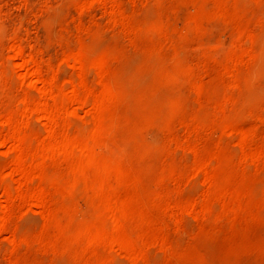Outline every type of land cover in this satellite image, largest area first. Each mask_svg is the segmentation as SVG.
<instances>
[{
    "label": "rangeland",
    "instance_id": "rangeland-1",
    "mask_svg": "<svg viewBox=\"0 0 264 264\" xmlns=\"http://www.w3.org/2000/svg\"><path fill=\"white\" fill-rule=\"evenodd\" d=\"M262 164L264 0H0V264H264Z\"/></svg>",
    "mask_w": 264,
    "mask_h": 264
},
{
    "label": "bare ground",
    "instance_id": "bare-ground-1",
    "mask_svg": "<svg viewBox=\"0 0 264 264\" xmlns=\"http://www.w3.org/2000/svg\"><path fill=\"white\" fill-rule=\"evenodd\" d=\"M34 73V72H33ZM32 73V74H33ZM29 75V74H28ZM27 75V76H28ZM103 95V94H102ZM104 96V95H103ZM103 98H105V97H103ZM108 99H110V98H108ZM97 99H93V100H91V106L92 107H94V110L95 109H97L98 108V105L99 104H97V102L98 101H96ZM80 104H83V103H80ZM84 105V104H83ZM81 107V106H80ZM83 107V106H82ZM99 107H100V105H99ZM91 109V108H90ZM93 111V110H92ZM36 112V111H35ZM37 113H39V112H37ZM41 113H45V112H41ZM31 114V113H30ZM50 114V113H49ZM48 114V115H49ZM33 115V114H32ZM48 115H46L45 114V116H43L44 118H46V119H51V117L50 116H48ZM59 139V138H58ZM11 142V152L12 153H14L13 154V156H14V164H13V166H12V173H14V174H17L19 177H22V178H20L21 180L22 179H24V178H27V172H26V169H25V167L23 166V159H21L20 158V156L18 155V147H19V144H18V141H17V139L15 138V136L14 135H12V136H10V139H9ZM9 143V142H8ZM64 143V142H63ZM46 149H47V147H46ZM91 149V148H90ZM72 150V148H70L69 147V145L67 144V145H63V147H61V148H59V147H48V149L46 150V153L48 154V156H52V155H54V154H56V153H58V152H70ZM72 153L73 152H76L79 156H80V158L82 157L83 159H88L89 158V154H88V151H87V149H86V147L84 148V147H79V148H74L73 149V151H71ZM70 152V153H71ZM20 154V153H19ZM46 154V155H47ZM66 154V153H65ZM92 154V153H91ZM77 155V156H78ZM92 157V156H91ZM261 158V157H260ZM253 160H257V158L256 157H254V159ZM83 161V160H82ZM90 161H92V160H90ZM93 162V161H92ZM90 163V162H89ZM262 165H264V164H262ZM77 168V167H76ZM32 172V171H31ZM36 172V171H35ZM75 173V172H74ZM28 175H30V174H28ZM33 175H35V174H33ZM32 175V177H34ZM78 175V174H77ZM31 176V175H30ZM18 177V178H19ZM79 177L82 179L83 178V174H82V172L80 171V174H79ZM35 178V177H34ZM23 183V182H22ZM81 183V182H80ZM99 183V182H98ZM97 183V184H98ZM83 184V183H82ZM17 185V184H16ZM15 185V186H16ZM22 185V184H21ZM99 189H100V187H99ZM16 191V190H15ZM14 191V192H15ZM11 193H12V191H11ZM14 194V193H13ZM4 195L6 196V197H10L11 195H10V193L9 192H7V191H4ZM17 196V195H16ZM19 197V196H18ZM26 202L29 204V205H39V204H41V199H40V197L39 196H34V197H30V198H28V199H26ZM106 204L108 203V202H105ZM110 204H112V203H110ZM105 205V204H104ZM103 205V206H104ZM109 204H107V205H105V206H108ZM115 205V204H114ZM190 206H191V204H190ZM34 207V206H33ZM170 207V206H169ZM107 209H110L109 207H106V209L105 210H107ZM114 209V208H113ZM119 209V208H118ZM187 209V208H186ZM115 210V209H114ZM114 210H112L113 212H115ZM185 210V209H184ZM199 210V209H198ZM202 210V209H201ZM200 210V211H201ZM108 211V210H107ZM111 211V212H112ZM197 211V210H196ZM109 212V211H108ZM111 212H109V213H111ZM118 212V211H117ZM116 212V213H117ZM189 213H190V210H189ZM112 214V213H111ZM108 215V214H107ZM185 215V214H184ZM196 215V214H195ZM170 216V215H169ZM109 217H110V215H109ZM111 217H112V215H111ZM196 217V216H195ZM114 218V217H113ZM173 218V217H172ZM182 218V217H181ZM180 218V219H181ZM192 219V218H191ZM112 220V219H111ZM172 220V219H171ZM183 220V219H182ZM173 221V220H172ZM171 221V222H172ZM175 225V224H174ZM142 242V241H141ZM110 243V242H109ZM148 243H150V242H148ZM155 243V242H154ZM150 245V244H149ZM152 246V245H151ZM150 246V247H151ZM155 246V245H154ZM142 247H143V245H142ZM149 247V246H148ZM110 248H111V251H114V248H116V249H118L119 251H122V252H124L125 253V256H128V257H130L131 258V260L132 259H138V257H140V253H137V251H136V249H135V251L134 250H132L131 248H129V246H127V245H124V244H121V243H114V242H112L111 244H110ZM112 248H113V250H112ZM137 250H139V249H137ZM139 252H142V251H139ZM111 253H113V252H111ZM122 254V253H121ZM118 257V256H117ZM128 260V259H127Z\"/></svg>",
    "mask_w": 264,
    "mask_h": 264
}]
</instances>
